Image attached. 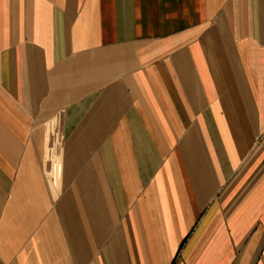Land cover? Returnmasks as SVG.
Listing matches in <instances>:
<instances>
[{"label": "crops", "instance_id": "crops-1", "mask_svg": "<svg viewBox=\"0 0 264 264\" xmlns=\"http://www.w3.org/2000/svg\"><path fill=\"white\" fill-rule=\"evenodd\" d=\"M0 264H264V0H0Z\"/></svg>", "mask_w": 264, "mask_h": 264}]
</instances>
